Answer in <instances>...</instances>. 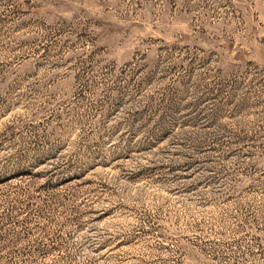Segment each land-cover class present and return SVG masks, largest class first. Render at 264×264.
<instances>
[{
	"label": "rangeland",
	"instance_id": "374dc122",
	"mask_svg": "<svg viewBox=\"0 0 264 264\" xmlns=\"http://www.w3.org/2000/svg\"><path fill=\"white\" fill-rule=\"evenodd\" d=\"M0 264H264V0H0Z\"/></svg>",
	"mask_w": 264,
	"mask_h": 264
}]
</instances>
